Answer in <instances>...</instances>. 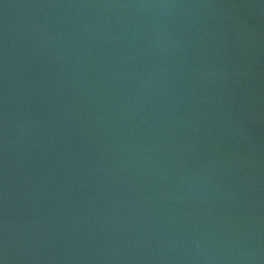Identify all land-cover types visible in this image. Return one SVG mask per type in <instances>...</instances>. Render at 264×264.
<instances>
[{"label":"water","instance_id":"water-1","mask_svg":"<svg viewBox=\"0 0 264 264\" xmlns=\"http://www.w3.org/2000/svg\"><path fill=\"white\" fill-rule=\"evenodd\" d=\"M0 264H49L22 188L1 140Z\"/></svg>","mask_w":264,"mask_h":264}]
</instances>
